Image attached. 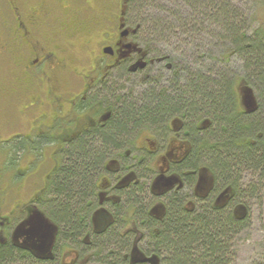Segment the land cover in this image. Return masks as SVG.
<instances>
[{"label":"flooded vegetation","instance_id":"flooded-vegetation-1","mask_svg":"<svg viewBox=\"0 0 264 264\" xmlns=\"http://www.w3.org/2000/svg\"><path fill=\"white\" fill-rule=\"evenodd\" d=\"M2 2L0 264H164L154 239L174 205L244 217L231 179L201 160L211 119L190 118L181 104L142 115L157 106L144 103L146 91L175 94L154 80L173 64L135 39L140 24L121 15L128 0ZM77 148L93 149L97 163L79 224L66 226L54 214L57 182ZM13 151L26 156L17 167Z\"/></svg>","mask_w":264,"mask_h":264},{"label":"trees","instance_id":"trees-1","mask_svg":"<svg viewBox=\"0 0 264 264\" xmlns=\"http://www.w3.org/2000/svg\"><path fill=\"white\" fill-rule=\"evenodd\" d=\"M136 2L137 0H128L125 15ZM214 8L219 9L221 15L226 18H216L215 21L227 33L228 52L243 59V72H247L243 75H230L227 69L212 68L204 74L187 70L185 66V81L181 84L179 74L182 72L183 75V65L175 62L174 57L166 53L167 51L158 49L157 45L153 44L155 40L161 41V37L166 35L163 33L164 27L162 30L157 29L153 37L148 31V34L142 32L143 24L136 22L140 24L136 38L141 37V32L146 40L144 48L149 51H163L169 56V65L173 64V70L168 73L171 76L169 78L167 75L165 82L175 85L174 95L165 96L161 92L156 94L154 89L148 93L146 91L143 94L144 103L152 100L157 106L154 108L148 105L147 111L142 109L141 113L155 117L165 112L163 107L166 105L170 109H177L181 104L183 113L190 118L199 114L201 118L211 119V126L199 135V154L202 161L212 165L222 182L231 179L233 187L237 190L233 201L235 206L238 199L244 198L237 188L242 184L244 170L252 171L257 181L264 183V27L259 26L253 32L248 31L243 23L237 22L239 14L236 10H231L230 4L226 2L221 5L218 3ZM99 10L101 13L103 7L100 6ZM194 58H197L195 54ZM243 79L248 86L252 85L258 94V106L252 112L242 108L240 101L238 83ZM154 80L161 82L160 78ZM133 118L131 117L132 120ZM92 150L75 149L71 153L72 165L64 167L60 175L62 182H57L60 198L54 214L55 218L66 226L74 221L78 223L82 191L90 184L97 163ZM173 207L175 209L170 210L163 233L154 239L158 242L157 245L162 244L165 248L167 256L164 264H237L232 247L233 236L243 229L245 219L238 217L234 212L212 209L210 206H205L195 213H187L176 205ZM65 233L64 226L60 233L63 241ZM111 237L113 239V235Z\"/></svg>","mask_w":264,"mask_h":264},{"label":"rangeland","instance_id":"rangeland-1","mask_svg":"<svg viewBox=\"0 0 264 264\" xmlns=\"http://www.w3.org/2000/svg\"><path fill=\"white\" fill-rule=\"evenodd\" d=\"M222 2L230 4V9L237 11L239 14L237 22L243 23L248 31L253 32L259 26L264 27V0H137L136 5H133L125 18L131 24L142 23V32L147 34L149 32L153 37L157 29L162 30L164 27L163 33L166 35L161 37V41L155 40L153 44L157 45L158 49L167 51L166 53L174 57L175 62L183 65V75L182 72L179 74L181 84L185 81L186 67L187 70H196L204 74L214 68V70L227 69L230 75H243L247 72H243V59L228 52L227 33L215 21L216 18L226 20L219 9L214 8L216 4L221 5ZM4 8L6 6L2 2L0 13L2 10L5 11ZM140 35L141 37L135 39L144 47L146 40L141 32ZM94 40L89 44L90 49L97 47ZM193 53L197 56L196 59ZM167 68L159 70L164 73L163 77H159L162 83L171 76L168 75L171 70ZM246 83L244 79L238 83L241 102L245 100L242 87ZM251 88L258 106L257 91L253 86ZM244 103L243 101L242 108H245ZM9 155L12 159L9 163L13 166L15 164V167L19 165L18 162L26 159V156L20 157L14 151ZM0 162H2V153H0ZM22 165L20 166L23 167ZM253 182L257 184H250ZM241 183L237 188L244 198L238 199L236 203L245 205L246 210L242 217L245 219L244 227L233 236L232 247L235 251V259L237 264H264V183L258 182L257 177L250 170H244ZM234 190L237 195L236 188Z\"/></svg>","mask_w":264,"mask_h":264},{"label":"water","instance_id":"water-1","mask_svg":"<svg viewBox=\"0 0 264 264\" xmlns=\"http://www.w3.org/2000/svg\"><path fill=\"white\" fill-rule=\"evenodd\" d=\"M124 13H125V10L122 9L121 15L123 16ZM105 49H107V48H105ZM242 83L244 84L245 82H242ZM242 89H243V92H244V99H245L243 101L245 102V105L247 106V110L249 112H252V111H254L257 108V103H256V98L254 96L253 88H251L248 85H244L242 87Z\"/></svg>","mask_w":264,"mask_h":264}]
</instances>
